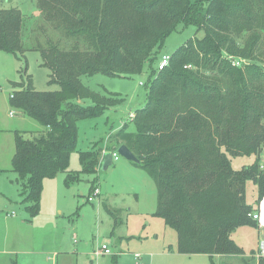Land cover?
Returning <instances> with one entry per match:
<instances>
[{
	"label": "trees",
	"instance_id": "obj_1",
	"mask_svg": "<svg viewBox=\"0 0 264 264\" xmlns=\"http://www.w3.org/2000/svg\"><path fill=\"white\" fill-rule=\"evenodd\" d=\"M36 7L73 44L63 48L50 39L31 46L58 89L37 91L28 76L11 94V105L43 127L34 138L15 135L12 169L30 215L38 212L43 180L68 168L77 121L123 100L91 90L81 76L124 77L147 64L153 78L130 117L135 131L124 123L112 138L115 149L126 145L155 181V215L176 232L178 253L241 254L231 233L257 226L248 217L246 182L255 184L258 201L264 196L257 162L264 147V0H36ZM179 23L203 36L185 41L158 70L153 62ZM23 25L18 8L0 9V50L24 52ZM85 99L91 103L81 104ZM251 154L253 163L232 167L231 157ZM99 156L96 149L80 151L82 171L95 173ZM74 176L68 173L66 182Z\"/></svg>",
	"mask_w": 264,
	"mask_h": 264
},
{
	"label": "rangeland",
	"instance_id": "obj_2",
	"mask_svg": "<svg viewBox=\"0 0 264 264\" xmlns=\"http://www.w3.org/2000/svg\"><path fill=\"white\" fill-rule=\"evenodd\" d=\"M4 8L20 10L25 50L18 57L0 50V264H32L52 255L55 260L57 252L60 264H137L135 253L141 254L144 264H164L161 252L165 245L175 242L176 232L155 215V181L146 170L120 154L107 168L100 166L104 152L117 151L112 138L122 125L127 124L128 132L135 131L130 117L145 103L147 86L153 78L149 66L146 64L141 73L124 77L102 73L81 76L82 83L91 90L116 93L123 100L99 116L77 121V143L68 168L43 180L39 209L32 216L24 201L21 180L12 169V157L17 132L34 138L43 127L11 105V94L19 89L15 82L27 85L28 76L37 91L58 89L56 84H48L50 70L40 64L39 52L31 46L45 45L51 39L68 48L73 40L43 19L36 0H0V9ZM195 36L202 37L203 31L179 23L158 51V60ZM80 47L85 46L80 42ZM152 66L155 68L157 62ZM80 103L87 105L91 101ZM92 149L99 151V164L95 173H87L82 171L79 152ZM254 160L253 154L235 156L231 164L240 169ZM68 173L75 175L70 182H66ZM95 187L99 195L88 201ZM245 199L259 215L256 222L261 232L256 226H244L237 231L236 243L246 253L251 249L257 252L264 249V196L258 201L257 188L251 180L245 184ZM103 244L110 254L96 255Z\"/></svg>",
	"mask_w": 264,
	"mask_h": 264
},
{
	"label": "crops",
	"instance_id": "obj_3",
	"mask_svg": "<svg viewBox=\"0 0 264 264\" xmlns=\"http://www.w3.org/2000/svg\"><path fill=\"white\" fill-rule=\"evenodd\" d=\"M132 114V113H131ZM255 157V155H254ZM255 212V211H252ZM257 213V212H256ZM248 226V225H244ZM244 226L237 227L232 233L231 238L234 242L238 243L236 234L239 229ZM258 224L256 228H258ZM259 232L260 229L258 228ZM236 243V244H237ZM177 244V236L175 242L169 243L165 245L164 250L161 252L162 258H164V264H258V258L255 256V249H251L249 253H246L238 244V246L242 249L241 254H183L178 253L176 251ZM258 250V249H257ZM59 252L55 254V260L53 255L48 260L35 261L32 264H60ZM264 256V255H263ZM197 259V260H195ZM200 259V260H199Z\"/></svg>",
	"mask_w": 264,
	"mask_h": 264
},
{
	"label": "built area",
	"instance_id": "obj_4",
	"mask_svg": "<svg viewBox=\"0 0 264 264\" xmlns=\"http://www.w3.org/2000/svg\"><path fill=\"white\" fill-rule=\"evenodd\" d=\"M169 58H170V54H163L159 61H158V64H157V67H158V70H161L163 69L167 64H168V61H169ZM244 62L243 59L241 58H238V59H235L233 61V63L237 66H239L240 64H242ZM133 116V114L131 115ZM112 153V160H117L118 159V153L117 151H113L111 152ZM258 166H259V169L260 170H264V147L261 151V153L258 155ZM99 195V189L98 187H95L92 191V195H88L87 197V200L88 201H92L94 197H97ZM248 217L252 218V219H255V220H258L259 218V215L258 213L256 212H249L248 213ZM96 255L98 254H110V250L109 248L107 247V245L103 244L101 245V247L95 252ZM264 255V249L261 248V249H258V251L255 253V256L256 257H260V256H263ZM134 258L136 259V263L137 264H144L142 261H141V254H138V253H135L133 254Z\"/></svg>",
	"mask_w": 264,
	"mask_h": 264
},
{
	"label": "water",
	"instance_id": "obj_5",
	"mask_svg": "<svg viewBox=\"0 0 264 264\" xmlns=\"http://www.w3.org/2000/svg\"><path fill=\"white\" fill-rule=\"evenodd\" d=\"M117 153L122 155L123 157H125L127 160L131 161V162H138L137 157L128 149V147L124 144L118 146L117 148ZM112 161V153L109 152H104L102 158H101V162H100V166L102 169H105L108 167V165L111 163Z\"/></svg>",
	"mask_w": 264,
	"mask_h": 264
}]
</instances>
